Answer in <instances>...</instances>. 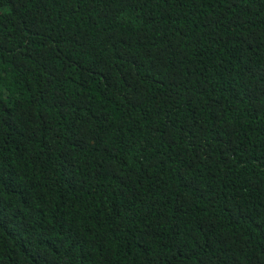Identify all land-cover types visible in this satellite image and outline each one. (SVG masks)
I'll use <instances>...</instances> for the list:
<instances>
[{
	"label": "trees",
	"instance_id": "16d2710c",
	"mask_svg": "<svg viewBox=\"0 0 264 264\" xmlns=\"http://www.w3.org/2000/svg\"><path fill=\"white\" fill-rule=\"evenodd\" d=\"M0 264H264V0H0Z\"/></svg>",
	"mask_w": 264,
	"mask_h": 264
}]
</instances>
